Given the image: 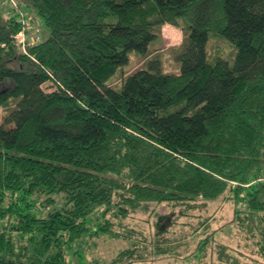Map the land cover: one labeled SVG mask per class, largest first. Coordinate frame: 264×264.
I'll return each mask as SVG.
<instances>
[{"label": "trees", "instance_id": "16d2710c", "mask_svg": "<svg viewBox=\"0 0 264 264\" xmlns=\"http://www.w3.org/2000/svg\"><path fill=\"white\" fill-rule=\"evenodd\" d=\"M15 2L0 0V264L175 257L177 224L201 236L187 264L207 245L219 260L264 264V0ZM164 24L182 32L178 73L149 57ZM23 30L39 41L17 44ZM214 37L230 58L209 57ZM132 53L145 67L110 86ZM221 202L232 218L213 229ZM161 204L149 240L123 222ZM102 236L127 246L86 258Z\"/></svg>", "mask_w": 264, "mask_h": 264}, {"label": "rangeland", "instance_id": "374dc122", "mask_svg": "<svg viewBox=\"0 0 264 264\" xmlns=\"http://www.w3.org/2000/svg\"><path fill=\"white\" fill-rule=\"evenodd\" d=\"M42 24V22H41ZM41 37H45L46 29L42 25ZM161 35L160 40L151 44L149 48V57L157 58L160 60L161 70L164 73H178L179 72V63L175 60V49L179 46L182 40V32L180 29L168 25L167 27L161 26ZM34 34V33H33ZM208 53L209 57L213 58L215 55L223 56L225 58H230L232 56L233 50L228 45V43L224 40L219 39L218 37L211 38L208 43ZM147 58L136 56L130 54L129 62L122 66L120 69L116 71V73L109 79L108 83L112 87H119L122 79L130 74L131 72L143 68L146 65ZM4 115V111L0 108V123L2 121ZM154 211L155 214H154ZM150 212V213H149ZM168 212L166 206L164 204L156 206L153 211H140L134 214L127 216L123 222L137 228L142 229L144 235H146L147 239H151L154 230V221L156 215L158 213L164 214ZM210 214L214 216V219L211 221V228L216 229L220 225L227 223L232 218V206L229 202H221L218 206L215 204L210 206ZM196 213L205 214L202 211H198ZM188 222L190 224L195 225L196 219L193 217L190 218H180L179 223ZM178 226L174 228L175 235H172L176 238L173 244L176 245L177 254L175 257H157L149 255L148 252L143 254L145 261L141 263L134 262L133 264H187L184 261V257L191 255L196 249V244L198 239L201 237L198 232L195 234L192 232L191 225H182L177 224ZM227 226H225L226 228ZM227 230V229H226ZM229 231V230H228ZM229 234L234 236L232 231L228 232ZM227 235L220 234L219 238L222 241H228L232 244V250L235 246L233 244V240ZM87 239V238H86ZM85 239V240H86ZM94 241L87 239L89 242V247L85 253L86 258H101V259H110L112 255H114L119 249L127 246V241L124 239H112L109 236H102L99 238H94ZM148 243V242H147ZM145 244V243H144ZM230 244V245H231ZM243 245V244H242ZM237 246V251L234 250L235 255L238 256V260L241 262L246 261V258L241 254L242 252L246 253L245 246ZM147 247L150 248V244H147ZM214 248H210V245L206 246V255L202 257L201 264H231L230 262H225L219 260L212 252H214ZM250 262V260H247Z\"/></svg>", "mask_w": 264, "mask_h": 264}, {"label": "built area", "instance_id": "2783aa9c", "mask_svg": "<svg viewBox=\"0 0 264 264\" xmlns=\"http://www.w3.org/2000/svg\"><path fill=\"white\" fill-rule=\"evenodd\" d=\"M5 4H7L8 6H15L16 5V2L15 0H4ZM23 24H24V28H28L30 27V24L29 22L26 20L22 21ZM39 25L36 24L34 26V29L36 30V32L39 30ZM39 41V36L38 35H30V36H27V34L25 33V31H21L19 32L18 34L15 35V42L17 44H22L24 45L26 42L28 43H36Z\"/></svg>", "mask_w": 264, "mask_h": 264}, {"label": "crops", "instance_id": "0c3cea01", "mask_svg": "<svg viewBox=\"0 0 264 264\" xmlns=\"http://www.w3.org/2000/svg\"><path fill=\"white\" fill-rule=\"evenodd\" d=\"M169 24H164L163 26L167 27Z\"/></svg>", "mask_w": 264, "mask_h": 264}]
</instances>
